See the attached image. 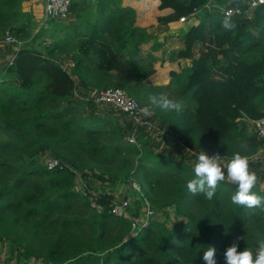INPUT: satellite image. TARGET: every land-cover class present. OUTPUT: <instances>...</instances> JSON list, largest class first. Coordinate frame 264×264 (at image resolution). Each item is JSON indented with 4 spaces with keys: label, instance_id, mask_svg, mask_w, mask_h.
I'll list each match as a JSON object with an SVG mask.
<instances>
[{
    "label": "trees",
    "instance_id": "obj_1",
    "mask_svg": "<svg viewBox=\"0 0 264 264\" xmlns=\"http://www.w3.org/2000/svg\"><path fill=\"white\" fill-rule=\"evenodd\" d=\"M20 1L0 0V40L26 34ZM206 2L158 0V8L170 9L157 16L158 24L203 9L201 21L184 33V46L169 57L190 58V64L170 69L165 84L151 81L158 57L139 52L151 35L134 25L135 9L120 0H71L72 22L58 24L59 33L44 46L23 42L0 65V242L11 241L41 264H204L209 246L224 264L223 253L237 237L243 238L239 251L258 249L264 209L233 204L237 186L226 178L211 200L191 193L194 167L154 148L143 129L148 122L161 131L171 127L192 149L223 158L264 148L253 122L264 115V3L251 16H226L219 5L242 0ZM226 17L231 30L222 26ZM61 55L73 62L70 71ZM76 83L120 86L152 115L141 112L140 126L118 109L85 114ZM161 92L183 100V110L151 106L149 97ZM47 150L59 159L53 167L36 158ZM76 170L88 182L82 190L75 188ZM93 178L100 187L91 186ZM122 180L154 211L173 207L171 225L153 216L133 234V219L110 211L112 186ZM253 191L264 196L259 180ZM141 198L133 202L137 209Z\"/></svg>",
    "mask_w": 264,
    "mask_h": 264
},
{
    "label": "rangeland",
    "instance_id": "obj_2",
    "mask_svg": "<svg viewBox=\"0 0 264 264\" xmlns=\"http://www.w3.org/2000/svg\"><path fill=\"white\" fill-rule=\"evenodd\" d=\"M45 0H21L19 3V8L22 12V20L24 24H27L26 34L19 38L18 40L19 47L23 44V42L27 41L29 44L32 42L33 46H41L42 40L45 39L46 36H48L47 40L51 41L50 34L59 27L58 24H61L63 22H67L64 19H56L52 17L45 16L44 9L42 10V4ZM80 2V1H79ZM88 4H93V0H86ZM43 12V13H42ZM253 11H246L245 14L242 16H251ZM47 17V21H50L53 19V21H50L52 26L50 28H45L43 26V18ZM67 20V19H66ZM70 20V19H69ZM39 34V35H36ZM40 41V43H39ZM48 41V42H49ZM22 42V43H21ZM46 42L45 44H47ZM39 43V44H38ZM18 47V48H19ZM4 45H0V49L4 50ZM0 50V51H1ZM9 51L8 49L4 51V55L0 56V59H2V62H6L10 59V53L7 54ZM4 58V59H3ZM59 63L66 68L67 70H71L70 66V59L63 55L59 56ZM0 62V64L2 63ZM70 66V67H69ZM81 84L76 83V89H75V98L80 100V103H82V111L85 114H96V115H103L107 116L110 114H113L112 112L116 110L114 106H112L109 103H103L98 100H95L93 96H91V90L90 88L92 86H84L82 87ZM89 87V88H88ZM82 99V100H81ZM89 101V102H88ZM145 106H143L144 108ZM135 123L140 124V126H143L142 123H145L143 121H136ZM143 129L149 132L151 135H153V147L158 149L159 151L169 154L171 157L176 159H183L186 162H188L191 166H195V164L198 161V155L201 152L199 149H192L189 147L185 142L182 141L180 135L178 132L172 130L171 127H167L165 130L161 131L157 128V126L151 122H148L146 126H143ZM209 154H214L211 152H208ZM52 156V153L50 151H46L44 153L37 154L36 158L39 159L43 164H45L48 157ZM252 161L250 162V168L255 170L258 173L259 176V182L260 186L264 187V148H260L255 154L251 155ZM231 160L228 158L223 159V163L226 166L227 163ZM194 165H192V164ZM227 179V177H226ZM88 184V182L82 177L79 170H76V178H75V188L76 189H83L85 186L84 184ZM91 186L100 187L99 182L97 180H94V178L91 180ZM112 191L114 192V196L118 197H125L130 200V203H132V207L130 210V216L133 212L137 211L139 212L138 215L141 213V215L144 214V207L140 209V207L137 209L135 204L133 203L136 200H139V197L141 196H131L132 194H137L136 187L132 186L130 183L126 181H118L116 184L112 186ZM140 205V204H139ZM142 205V204H141ZM140 215V216H141ZM158 217L161 220H163L167 225H171L172 220L175 218L174 215V209L173 207L165 208L162 211H154L151 216L149 217ZM138 231V230H136ZM136 234V233H135ZM13 243L9 240H1L0 242V264H41L42 262H39L40 260L31 258V257H24L22 256L19 251L13 247ZM255 252L257 249L252 248Z\"/></svg>",
    "mask_w": 264,
    "mask_h": 264
},
{
    "label": "clouds",
    "instance_id": "obj_3",
    "mask_svg": "<svg viewBox=\"0 0 264 264\" xmlns=\"http://www.w3.org/2000/svg\"><path fill=\"white\" fill-rule=\"evenodd\" d=\"M222 26L226 30H231L235 25L226 17ZM149 101L151 106L165 112L180 113L184 108L183 100L170 98L165 92L151 95ZM141 111L144 116L152 115L149 106H145ZM241 147L246 148L247 146L242 144ZM251 161V156L236 152L225 166L223 157L218 152L209 154L202 150L194 166V178L187 181V189L193 194L203 193L206 199L211 200L219 184L227 177L232 184L237 186V190L231 196L233 204L249 209L257 207L264 209V196L253 191L258 184L259 176L255 170L250 168ZM240 239L243 238L237 237L224 251V264H264V240L258 241V249L254 252L249 247L239 251ZM216 253L217 249L209 246L202 257L204 264H217Z\"/></svg>",
    "mask_w": 264,
    "mask_h": 264
},
{
    "label": "crops",
    "instance_id": "obj_4",
    "mask_svg": "<svg viewBox=\"0 0 264 264\" xmlns=\"http://www.w3.org/2000/svg\"><path fill=\"white\" fill-rule=\"evenodd\" d=\"M77 1H81V0H77ZM212 2L215 3V0H212ZM44 4H45V1L42 4L43 5L42 10L44 9ZM120 4L124 6L125 5L132 6L135 9L134 25L146 27V31L150 33L151 35V37L148 40L140 43L139 52L141 55L147 54L148 52H152L158 57V59L154 63V66L156 69L154 73L150 76V79L153 83H156V84L167 83L170 79V74H169L170 69L172 68L178 69L182 65L190 64V58L169 59V57L173 50L177 51L184 46V42H183L184 33L192 25L201 21L203 9L199 8L195 10L190 15L186 16L185 19L183 20H180L179 18V19H175L172 21H168L166 23L158 24L157 16L159 14H165L170 11L169 8H162V9L158 8L157 6L158 0H120ZM73 18H74L73 12H69L68 16L64 18V20L67 22H72ZM43 19H44L43 26L45 28H48V27L50 28L52 24L50 23V21L45 20L47 19V17H44ZM53 32L58 34L59 30L55 29ZM48 36H46L45 39L42 40L41 46H44L45 43L49 41L47 40ZM18 40L20 39L17 37H11L10 39H6L5 37L4 39H1L0 45L3 44L4 47L6 46V48H3L4 50L0 49L1 50L0 56H3L4 51L8 49L9 52L7 54L9 55L10 53L9 60H11L15 54L16 49L19 47ZM153 44H156V45L153 47ZM161 58H163L164 60H162ZM0 62H2V59H0ZM70 62H71L70 66L72 67L73 62L72 61ZM4 63L5 62L3 61L1 64H4ZM82 87H84V85H82ZM136 190H137V194H132L131 196L141 195L140 191L138 189Z\"/></svg>",
    "mask_w": 264,
    "mask_h": 264
},
{
    "label": "built area",
    "instance_id": "obj_5",
    "mask_svg": "<svg viewBox=\"0 0 264 264\" xmlns=\"http://www.w3.org/2000/svg\"><path fill=\"white\" fill-rule=\"evenodd\" d=\"M212 0H207L205 6L209 7L213 4ZM264 0H242L240 4L235 5H227L222 6L219 5L220 11L226 16L232 15H240L246 13V11H253L258 5L263 4ZM71 4V0H45L44 4V12L45 16L64 19L69 14V7ZM215 4V3H214ZM245 5V6H244ZM197 10V9H196ZM185 19L184 16L180 17V20ZM11 36L7 35L6 39H10ZM91 95L95 100H98L103 103H109L114 106L116 109L127 112L133 120L142 121L141 120V109L143 106L131 96L128 92H126L120 86L114 87H92L91 88ZM255 132L258 137H264V115L258 117L253 120ZM132 140V138L130 139ZM59 162V159L55 156H50L47 158L45 164L47 167H53ZM141 198V197H140ZM142 199V208L144 207V214L141 215H132L130 216V210L132 207V203L130 200L125 197H118L114 196L111 205L110 211L112 214L121 217H128L132 218V226L131 232L135 234L138 232L143 224L147 222L150 218L149 216L154 213L153 208L151 207L149 201L145 198ZM141 209V208H140ZM141 215V216H140ZM138 230V231H136Z\"/></svg>",
    "mask_w": 264,
    "mask_h": 264
}]
</instances>
